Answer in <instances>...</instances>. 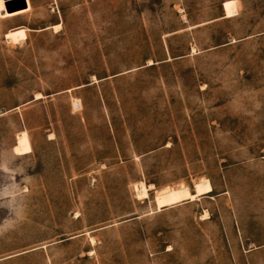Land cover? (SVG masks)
<instances>
[{
	"label": "rangeland",
	"instance_id": "rangeland-1",
	"mask_svg": "<svg viewBox=\"0 0 264 264\" xmlns=\"http://www.w3.org/2000/svg\"><path fill=\"white\" fill-rule=\"evenodd\" d=\"M0 0V264H264V0Z\"/></svg>",
	"mask_w": 264,
	"mask_h": 264
},
{
	"label": "water",
	"instance_id": "water-1",
	"mask_svg": "<svg viewBox=\"0 0 264 264\" xmlns=\"http://www.w3.org/2000/svg\"><path fill=\"white\" fill-rule=\"evenodd\" d=\"M7 11L10 13L25 9L27 4L25 0H5Z\"/></svg>",
	"mask_w": 264,
	"mask_h": 264
}]
</instances>
